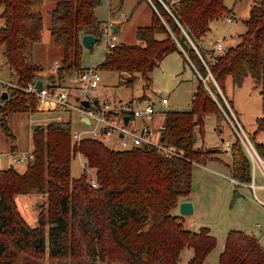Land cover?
<instances>
[{
	"label": "trees",
	"instance_id": "trees-1",
	"mask_svg": "<svg viewBox=\"0 0 264 264\" xmlns=\"http://www.w3.org/2000/svg\"><path fill=\"white\" fill-rule=\"evenodd\" d=\"M153 1L157 10L152 7L149 24L136 27L138 42L107 48L97 65L117 72L119 83L126 85L139 75L144 90L166 54H181L198 82L190 109L164 112L160 134L164 144L182 154L166 156L150 145L117 149L84 138L78 149L94 170L97 185L91 187L85 172L71 175V114L64 111L60 119L34 125L33 155L24 171L0 168V264H178L184 247L192 250L187 264H205L216 246L208 226L187 228L173 209L191 192L193 166L220 157L217 148L197 143L205 131L206 114L215 116L217 128L220 118L228 121L217 87L224 93L228 77L239 83L249 75L264 105V0L250 5L239 41L217 54L204 47V37L215 18L232 13L225 0H175L169 10ZM42 4L43 0H0V50L12 77L4 83L7 97L0 99V126L11 138L10 114L38 111L37 96L22 87L41 79V66L32 54L42 37ZM99 4L100 0H56L48 10L52 43L61 47L56 72L60 84L84 68L81 35L91 33L98 41L102 34L95 13ZM255 122L252 138L264 130V115ZM233 131L230 160L225 164L230 177L241 183L237 185L247 186L252 179L251 160ZM254 146L264 159V141ZM22 194L44 199L38 203L34 225L18 209L15 197ZM217 264H264V245L252 232L228 229Z\"/></svg>",
	"mask_w": 264,
	"mask_h": 264
},
{
	"label": "rangeland",
	"instance_id": "rangeland-1",
	"mask_svg": "<svg viewBox=\"0 0 264 264\" xmlns=\"http://www.w3.org/2000/svg\"><path fill=\"white\" fill-rule=\"evenodd\" d=\"M56 0H43L42 14L43 27L49 23V9ZM256 0H225L228 7H232L234 22L231 24L226 20L227 15L215 18L210 23V28L204 37V47L213 48L214 38L226 36V45H234L240 39V34L245 30L244 19L247 18L250 5ZM120 12H125V18L117 23L116 42L135 43L138 42L135 36L136 27L147 25L150 22L152 6L147 0H100L95 13L99 20H106L111 13L113 18L118 20ZM0 17V25H2ZM107 38L101 34L98 41H94L91 46L83 47L81 65L85 67L96 66L103 60L107 48ZM214 53L221 52L213 50ZM61 47L55 46L49 38L43 37L40 43L34 45L33 61L41 66L40 77L46 80L52 74L54 62L59 60ZM209 73V71H208ZM211 73V72H210ZM101 74V99L112 102L127 101L132 99L134 103L142 104L147 98H142L145 93L155 104L160 103V97L164 92L169 103L167 109L175 108L188 110L191 107L192 95L195 91L198 79L194 76L192 66L183 61L181 54L177 51L168 53L160 61L151 73V82L143 90V80L138 75L131 85L119 83L118 73L111 70L100 69ZM76 73L69 74L63 81L64 85L75 84ZM209 78L211 76L208 74ZM12 79L10 71L4 62L0 50V95L2 86ZM206 79V77H205ZM207 80V79H206ZM220 94L226 96L233 113L244 132L254 144L256 141H264V130L252 138V133L256 129V117L264 115V105L261 102L259 88L254 86L249 75L245 76L241 82L233 83L231 78L226 80L224 93L217 87ZM224 96V95H223ZM36 107L37 106L36 103ZM34 113L14 112L9 116V127L13 137H8L0 126V164L3 167L13 166L19 172H23L27 160L16 161L13 159L14 151H27L32 148L31 129L36 124H45L51 117H56L59 112L40 110ZM61 113V112H60ZM65 115L64 112L61 113ZM75 116V114L73 115ZM164 116V114H163ZM72 125H79L76 117L72 118ZM160 119V118H159ZM75 120V121H74ZM217 119L213 114H206L204 118L203 136H198L197 143L207 147L217 148L219 159L208 161L206 164H195L192 169V184L189 199L192 202V213L182 215L184 226L190 229H198L206 225L211 233L216 237V246L208 254L205 264H217L218 254L223 248L225 235L228 229L237 228L247 232H252L261 237L264 245V204L260 203L255 194L264 200V186H258L252 191L247 186H240L231 181L229 167L225 164L230 160L229 151L225 150V143L232 142L234 131L229 121ZM223 139V140H221ZM240 139V138H239ZM16 149V150H12ZM83 172L82 166L77 157L71 160V175L79 176ZM256 182L263 184L264 177L255 167ZM28 197V198H27ZM28 200H27V199ZM26 199V200H24ZM15 200L22 216L30 224L37 223L38 203H43L44 199L39 195H16ZM178 212V208L173 209ZM180 214V213H179ZM190 220H192L190 222ZM192 255L190 247H184L181 251L178 264H187Z\"/></svg>",
	"mask_w": 264,
	"mask_h": 264
},
{
	"label": "built area",
	"instance_id": "built-area-1",
	"mask_svg": "<svg viewBox=\"0 0 264 264\" xmlns=\"http://www.w3.org/2000/svg\"><path fill=\"white\" fill-rule=\"evenodd\" d=\"M151 6L156 9L153 0H147ZM167 10L169 5L175 0H158ZM125 12H120L119 19L113 18L110 13L106 20L101 21V33L107 38V48L115 46L116 32L113 28L117 23L125 18ZM226 20L229 23L234 22L232 15H227ZM226 36H217L213 41L214 50H223L226 45ZM106 48V49H107ZM59 66L58 60L54 62L51 70L53 78L43 82L41 87H36V78L29 80L22 87L26 92L37 96L38 109L57 110L60 112H69L75 117L80 126L72 127L71 139L74 144L72 150L73 157H77L82 166L83 172L86 173V181L91 187L97 185L95 173L83 159L81 151L78 149L79 144L84 138H92L104 142L106 145L117 149H129L137 146L150 145L156 150L164 153L166 156H180L182 151L173 145H167L160 139V128L151 125L150 121L155 114L163 115L167 110L168 99L166 95L160 97V103L156 106L152 100H145L142 104H136L132 99L127 101L118 100L112 102L107 99H101L98 96L99 85L101 80L100 68L98 65L92 67H84L75 75V84L64 85L60 84L57 80V67ZM214 80L212 74L208 73ZM204 80V78H201ZM227 111L220 105L225 113L229 123L239 136L252 164V179L246 184L252 191L255 192L258 186H264L256 182L254 168L257 166L264 177V159L257 152L254 144L246 135L241 127L239 120L233 113L226 98L221 94ZM82 100H87L88 105H84ZM126 116V119H125ZM61 116L57 115L56 119ZM71 118H73L71 116ZM87 119V121H86ZM231 143H225V150L230 151ZM31 149L27 151H14L13 159L16 161L28 160L32 157ZM234 184H241L234 178L230 177ZM256 199L264 204L257 194Z\"/></svg>",
	"mask_w": 264,
	"mask_h": 264
},
{
	"label": "water",
	"instance_id": "water-1",
	"mask_svg": "<svg viewBox=\"0 0 264 264\" xmlns=\"http://www.w3.org/2000/svg\"><path fill=\"white\" fill-rule=\"evenodd\" d=\"M113 30L115 32H117L118 28L115 26L113 28ZM95 36L91 33H83L81 35V43L83 44V46L89 47L91 46V44L95 41ZM43 85V82L41 79H37L36 80V87H41ZM7 97V92L3 91L2 94L0 95V99L2 98H6ZM82 103L86 106L88 105V101L87 100H82ZM175 109H177V107H175ZM126 119V116H125ZM87 121V119H86ZM160 139L163 140V136H160ZM192 202L190 200H180L178 203V211L180 214L182 215H189L192 213L193 209H192Z\"/></svg>",
	"mask_w": 264,
	"mask_h": 264
},
{
	"label": "crops",
	"instance_id": "crops-1",
	"mask_svg": "<svg viewBox=\"0 0 264 264\" xmlns=\"http://www.w3.org/2000/svg\"><path fill=\"white\" fill-rule=\"evenodd\" d=\"M233 13H231L230 15H232ZM233 16V15H232ZM234 17V16H233ZM118 31V30H117ZM43 37H44V39L45 38H49L50 39V41H52L51 40V36H50V33H49V30H48V25H47V27L44 29V27H43V31H42V37H41V40L43 39ZM41 41H39V42H37V43H40ZM37 43H35V44H37ZM34 44V45H35ZM33 49H34V46H33ZM167 55V54H166ZM165 55V56H166ZM163 59V58H162ZM161 59V60H162ZM160 60V61H161ZM160 61H159V63H160ZM159 63H158V65H159ZM157 65V66H158ZM83 67H85V66H83ZM41 80L42 81H44V82H47V80H50V76H48L47 77V79L46 80H43L42 78H41ZM101 80H102V78H101ZM101 80H100V83H101ZM2 91H5V88L2 86ZM163 94H165L164 92L162 93V95ZM102 94H101V90H100V85H99V92H98V96L100 97ZM167 97V96H166ZM101 98V97H100ZM145 98H147L148 100H152V99H150V97H147V95H146V97ZM142 99H144V98H142ZM141 98H140V100H142ZM167 99H168V97H167ZM130 100V99H129ZM153 101V100H152ZM168 103H169V99H168ZM140 104V103H139ZM156 106H158L157 104H156ZM40 110H45V109H40ZM39 111V110H38ZM49 112L50 111H52V112H56L57 110H51V109H49L48 110ZM57 112H59L58 113V115H60L61 116V113H60V111H57ZM74 114H72L71 116L73 117V118H75V116H73ZM57 116V115H56ZM53 118H56V117H51L50 119H53ZM160 118V119H159ZM75 121V120H74ZM78 122V121H77ZM79 123V122H78ZM150 123H151V125L152 126H154V127H156V128H160L161 126H162V123H163V115H160V114H155L154 116H153V118L151 119V121H150ZM81 125V123H79V125H77V126H80ZM11 130V129H10ZM221 140H223V139H221ZM12 150H16V149H12ZM0 168H5V167H3L1 164H0ZM260 171V170H259ZM254 174H255V168H254ZM28 198V197H27ZM26 198V199H27ZM26 199H24V200H26ZM28 200V199H27ZM181 200H191V199H189V195L188 196H186V197H184V198H182ZM177 208H178V206H177ZM175 213H178V212H175ZM182 219H183V221H184V218L182 217ZM192 220H190V222H191ZM260 239H261V237H259ZM261 241V240H260ZM261 243H262V241H261ZM263 244V243H262Z\"/></svg>",
	"mask_w": 264,
	"mask_h": 264
}]
</instances>
